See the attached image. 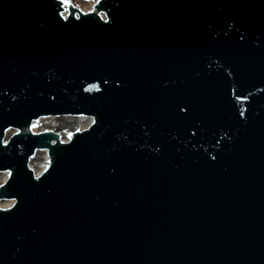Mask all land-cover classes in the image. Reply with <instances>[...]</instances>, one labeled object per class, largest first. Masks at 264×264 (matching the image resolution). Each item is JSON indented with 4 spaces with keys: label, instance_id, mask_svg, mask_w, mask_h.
I'll return each instance as SVG.
<instances>
[{
    "label": "water",
    "instance_id": "water-1",
    "mask_svg": "<svg viewBox=\"0 0 264 264\" xmlns=\"http://www.w3.org/2000/svg\"><path fill=\"white\" fill-rule=\"evenodd\" d=\"M3 172L0 264H264V0H0Z\"/></svg>",
    "mask_w": 264,
    "mask_h": 264
},
{
    "label": "bare ground",
    "instance_id": "bare-ground-1",
    "mask_svg": "<svg viewBox=\"0 0 264 264\" xmlns=\"http://www.w3.org/2000/svg\"><path fill=\"white\" fill-rule=\"evenodd\" d=\"M87 0H73L71 2H73L75 5H77L78 7L82 8V9H89L92 4H93V0L91 3H86ZM88 2V1H87ZM54 117H47L46 119H50V122H43V120H38L36 123V128L38 127V129L34 130L32 133L33 134H40V133H45V132H51L54 135H57V133L55 131H53V129L55 128V125L52 126V122L54 121L53 119ZM66 117H60L59 119H63ZM67 118H71V117H67ZM75 121L73 122V124L76 126L75 129H77V131H82L87 129L91 123H92V119L89 117H79V118H75ZM63 122V121H62ZM67 123V121H66ZM70 123V121H69ZM15 131H10L9 133H7L5 135V138L3 140V143L7 141V139L10 137V135L12 133H14ZM60 138V137H59ZM64 140L69 141V137L66 138H62ZM49 160V155H48V151L47 150H43L40 152H36L35 155L29 160L28 164H30L31 166H33V173L34 174H41L43 172V166L44 163H47ZM8 180V175L6 172H3L0 174V183L1 182H7Z\"/></svg>",
    "mask_w": 264,
    "mask_h": 264
},
{
    "label": "rangeland",
    "instance_id": "rangeland-1",
    "mask_svg": "<svg viewBox=\"0 0 264 264\" xmlns=\"http://www.w3.org/2000/svg\"><path fill=\"white\" fill-rule=\"evenodd\" d=\"M69 1H73V0H69ZM87 1H86V3L92 2V0H87ZM59 118L60 117H54L53 118L54 121L52 122V126L55 125V128L53 129V131H55L60 136L61 139L68 137V135L71 133L77 132V129H75L76 126L73 124V122L75 121L74 120L75 118H67L66 117V118H63L61 120ZM40 120H43V122H45V123L51 121L50 119H46V118H43ZM66 121H67V123H66ZM69 121H70V123H69ZM36 129H38V127L37 128H31V132H33Z\"/></svg>",
    "mask_w": 264,
    "mask_h": 264
},
{
    "label": "snow or ice",
    "instance_id": "snow-or-ice-1",
    "mask_svg": "<svg viewBox=\"0 0 264 264\" xmlns=\"http://www.w3.org/2000/svg\"><path fill=\"white\" fill-rule=\"evenodd\" d=\"M61 3L68 4L69 3V0H61ZM242 115H243V113H242ZM69 135H70V138H71V134H69Z\"/></svg>",
    "mask_w": 264,
    "mask_h": 264
}]
</instances>
